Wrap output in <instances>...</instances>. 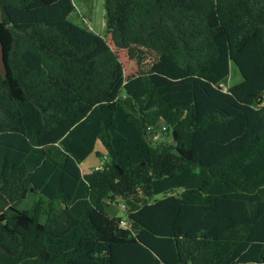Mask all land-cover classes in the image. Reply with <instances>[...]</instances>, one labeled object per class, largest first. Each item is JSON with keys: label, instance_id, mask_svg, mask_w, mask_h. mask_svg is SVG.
<instances>
[{"label": "trees", "instance_id": "16d2710c", "mask_svg": "<svg viewBox=\"0 0 264 264\" xmlns=\"http://www.w3.org/2000/svg\"><path fill=\"white\" fill-rule=\"evenodd\" d=\"M0 8V264H264V167L245 173L264 159V0H105L107 31L137 63L130 75L104 35L71 18L74 0ZM231 61L243 78L224 89ZM120 101L144 158L120 162L101 127L109 158L76 214L81 166L51 150L96 105ZM161 120L171 141L154 139ZM36 148L39 164L28 159ZM183 164L246 196L153 200L155 181ZM30 192L33 207L16 208ZM108 200L125 204L129 226ZM79 225L83 253L51 250Z\"/></svg>", "mask_w": 264, "mask_h": 264}, {"label": "rangeland", "instance_id": "374dc122", "mask_svg": "<svg viewBox=\"0 0 264 264\" xmlns=\"http://www.w3.org/2000/svg\"><path fill=\"white\" fill-rule=\"evenodd\" d=\"M76 5V13H72V19L79 24H82V21L85 24L92 25V26H99L106 23V10H105V0H74ZM91 7L93 5V17L91 16V13L88 11V9L85 7ZM80 8H83L80 10ZM90 13V15H89ZM80 16V18L78 17ZM82 20V21H80ZM98 28V27H97ZM109 32H104L106 39L108 42L113 46V48L117 51L120 59L122 60L124 66H125V73L126 75H130L138 70L137 63L135 60L131 59L128 55V48L127 47H121L115 43V39L113 34H108ZM100 34V33H99ZM2 60V59H1ZM0 60V62H1ZM2 63V62H1ZM242 74L240 72V69L238 68L237 64L233 61L230 63V74L228 78L222 82V84L227 88L228 86H231L239 81L242 80ZM121 98L124 96V91L120 93ZM95 109L92 116L89 118L90 120H93L92 122H87L86 124H81L77 128H75L71 134H69L66 138H62L60 141V145L67 146L68 148H72L75 152L76 158L82 162V164L85 166L86 164H92L93 158L97 161L99 160V163L101 166L104 165L105 159L103 157L104 153L97 154L96 151L102 150V152H105L107 158H109V153L106 150V148L103 145V142L97 137L93 135L92 127L94 124L99 125L98 129H101V127L104 129L105 132H109L112 136V142L115 148L117 147L118 151V160L122 163H128L129 161H134L133 159H129L132 153H135L134 151L137 150L133 144L128 145L126 142L122 139V136H125L127 130L125 128V122H127L124 118V109L125 105L121 101L118 105V108L116 110H113L106 106L105 104H98L95 106ZM88 123H91V125H87ZM77 125V124H76ZM75 125V126H76ZM74 127V126H73ZM97 129V130H98ZM91 130V131H90ZM163 130V129H162ZM100 132V130H99ZM158 138L154 136V139H157L158 141L167 139L168 141H171V137L168 134H164V132L159 131ZM73 137V139H72ZM72 139V140H70ZM93 146V147H92ZM92 147L95 152H93L92 155L87 156V149ZM43 153L40 148H36L29 156L28 159L31 162L37 163ZM97 158V159H96ZM144 158V154H143ZM140 161V160H139ZM262 167H264V159L260 155H256L253 159V161L249 164L246 174H255L257 171H259ZM190 170H186L184 175H182L179 171L177 172L176 176L174 177H165L161 179L160 181H155V190L153 194V200L161 198L166 191L174 190L176 192L183 193L186 188H188L189 183L193 185L200 186L201 189H205L203 191L204 195H207L208 193H213L216 195L224 196H240L245 197L246 193L244 191H240L236 188H232L229 186L222 185V183L215 179L214 182L210 183L208 182L209 174L208 172L201 167H190ZM252 176V175H251ZM250 177V176H249ZM190 181V182H189ZM188 182V183H187ZM216 183V186L215 184ZM255 184H264V172L260 175V177L255 181ZM225 187L226 189H229V191L224 190L222 191L219 186ZM194 188V187H193ZM82 189L79 191V193H82ZM189 196H192L191 194ZM39 198L38 194H35L34 192H31L25 197L24 199H19L16 204V208L18 209H31L35 203V200ZM82 203L81 198L77 199ZM121 203H115L113 206V209L116 210V215L121 216L124 220H128L127 212L124 208H122L120 205ZM112 212V209L110 210ZM123 222V221H122ZM123 226L127 227L126 223H122ZM78 231V234L76 233ZM84 229L82 226H77L73 230H71L67 235H65L62 239V241H59L51 247L52 251H65L68 254L72 256H78L79 254L83 253V250L79 247V241L80 238L84 236ZM70 242V243H69Z\"/></svg>", "mask_w": 264, "mask_h": 264}, {"label": "crops", "instance_id": "0c3cea01", "mask_svg": "<svg viewBox=\"0 0 264 264\" xmlns=\"http://www.w3.org/2000/svg\"><path fill=\"white\" fill-rule=\"evenodd\" d=\"M87 9H88V11L91 13V16L93 17V13H94V11H93V5H91V7H87V5L85 6ZM81 9H83V8H80V10ZM74 12L76 13L77 11H76V8H75V10H74ZM73 12V13H74ZM90 13H89V15H90ZM71 17H72V14H71ZM79 18H80V16H78ZM1 18H2V12H1V8H0V20H1ZM81 19V18H80ZM80 21H82V20H80ZM82 24H84V25H86V26H88L90 29H92L93 31H95V32H97V33H100V34H102V35H104L105 36V34H103L104 32H107V29H106V23L105 24H103V25H99V26H92V25H89V22H88V24H85L83 21H82ZM108 34H111V33H108ZM2 59V51H1V44H0V60ZM2 62V63H1ZM1 62H0V73L1 74H4L5 73V67H4V63H3V60H1ZM121 102V101H120ZM94 108H96V107H94ZM94 110L95 109H93L85 118H83L79 123H77V125L76 126H74V127H72L71 128V130L64 136V138H66L69 134H71L72 132H74L73 130L75 129V128H77L78 126H80L81 124L83 125V124H86L87 122H92L93 120H90L89 118L92 116V114H93V112H94ZM125 111H126V108L124 109V115H125ZM125 118V117H124ZM126 120V119H125ZM127 121V120H126ZM87 125H91V123H88ZM125 128H126V130H127V132H126V134H125V136H122V139L126 142V144H128V145H131V144H133L134 146H136L135 148L137 149V150H135L134 152L135 153H132L131 154V156H129L130 158V160L131 159H133L134 161H139V160H141L142 158H143V154H144V152H143V150L140 148V146L138 145V142H139V140H138V137H137V134H136V132H135V130L133 129V127H132V125H131V123L129 122V121H127V122H125ZM98 127H99V125L97 124V120H96V124H94L93 125V127H92V133H93V135L96 137V139H97V137H98V133H99V130L100 129H98ZM165 127H166V125H165V121L164 120H161V121H159L158 123H157V125H156V128L158 129V131H161L162 129H165ZM98 129V130H97ZM158 133H160V132H158ZM159 135V134H158ZM72 139H73V137H72ZM72 139H70V140H72ZM61 141V140H60ZM60 141L52 148V150H51V152H52V154L53 155H55L57 158H59V159H61V157H62V155H60V152H59V149L58 148H60V149H62V150H65V151H67L68 153H70L71 155H73L75 158H76V156H75V152L73 151V149L71 148H68L67 146L65 147V146H62V145H60ZM97 141H98V139H97ZM93 147V146H92ZM92 147H90V148H88L87 149V156H90V155H92L93 154V152H95V150L92 148ZM57 148V149H56ZM41 150H42V153H43V155H42V157H41V159L36 163V164H39L42 160H43V158H44V149H42V148H40ZM116 149H117V147H116ZM118 150V149H117ZM46 151H48V149H46ZM119 151V150H118ZM33 152V151H32ZM31 152V153H32ZM30 153V154H31ZM96 153L97 154H101V153H104V155H103V157H104V159H106L107 158V156L105 155L106 153L105 152H102V150H98V152L96 151ZM77 159V158H76ZM97 159V158H96ZM78 160V159H77ZM78 162H79V164H80V166H81V169H82V175H83V179H82V182H81V184H80V186H79V188H78V190H77V193H76V196H75V199L72 201V203H71V208H72V210L76 213V214H80L81 213V211H82V209H83V199H84V197L86 196V193L88 192V187H89V182H90V179H91V177H92V173L95 171V169H97V168H99V167H101V164L99 163V160L97 159V161L93 158V160H92V164H86L85 166L82 164V162L81 161H79L78 160ZM130 162V161H129ZM124 164H126V163H124ZM249 166V165H248ZM248 166L247 167H245V172H247V168H248ZM191 166L190 165H188V164H183V165H181L180 167H179V172L182 174V175H184V173L186 172V170L188 169V170H190L189 168H190ZM178 174V173H177ZM247 176H251V175H253V174H250V175H248V174H246ZM176 176V175H175ZM174 176V177H175ZM163 179V178H162ZM161 179H159V180H157V181H160ZM209 180V179H208ZM157 181H156V183H157ZM190 182V181H189ZM214 181H212V183H213ZM156 183H155V185H156ZM188 183V182H187ZM215 184V186H216V183H214ZM217 186H219V188L222 190V191H224V190H227V191H229V189H226L225 187H221L220 185H217ZM194 187V188H193ZM83 190L82 191V193H79V191L80 190ZM205 189H201L200 188V186H198V184L197 185H193V184H191V183H189V185H188V188H186V190L183 192V200L184 201H186V202H190V203H203L204 201H205V199H206V195H204L203 194V191H204ZM31 193V192H30ZM29 194V193H28ZM192 195V196H189V195ZM27 197V196H26ZM81 198V200H82V203H80V201L79 200H77V199H80ZM22 199H24V198H22ZM18 201V200H17ZM17 201L15 202V206H16V204H17ZM115 203H118V202H114V201H111V200H108L107 202H106V211L108 212V214L110 215V216H118V215H116V210H114L113 209V206H114V204ZM123 204L124 203H121V204H118V205H120L122 208H124L125 209V206H123ZM112 209V212L110 211ZM121 217V216H120ZM123 221H125V223L129 226V222H127L126 220H123ZM126 225V226H127ZM77 234H78V231L76 232ZM85 233V232H84ZM60 241H62V240H60ZM59 242V241H58ZM57 243V242H56ZM70 243V242H69Z\"/></svg>", "mask_w": 264, "mask_h": 264}, {"label": "water", "instance_id": "95a60500", "mask_svg": "<svg viewBox=\"0 0 264 264\" xmlns=\"http://www.w3.org/2000/svg\"><path fill=\"white\" fill-rule=\"evenodd\" d=\"M219 86L225 89V86L222 83ZM120 199L123 200L124 198L121 197Z\"/></svg>", "mask_w": 264, "mask_h": 264}, {"label": "built area", "instance_id": "2783aa9c", "mask_svg": "<svg viewBox=\"0 0 264 264\" xmlns=\"http://www.w3.org/2000/svg\"><path fill=\"white\" fill-rule=\"evenodd\" d=\"M158 137V134L155 136V138ZM123 206H125V204H123ZM122 223H125V221H123Z\"/></svg>", "mask_w": 264, "mask_h": 264}]
</instances>
